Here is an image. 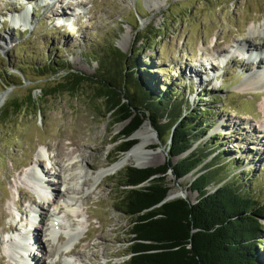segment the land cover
Listing matches in <instances>:
<instances>
[{
  "label": "rangeland",
  "instance_id": "374dc122",
  "mask_svg": "<svg viewBox=\"0 0 264 264\" xmlns=\"http://www.w3.org/2000/svg\"><path fill=\"white\" fill-rule=\"evenodd\" d=\"M55 2L44 6L43 0H18L14 4L12 0H0V19L5 15L0 39L6 40L0 41V75L16 83L7 88L0 78V96L5 95L0 106V257L6 264H23L7 250L10 243L5 239L30 228L34 215L30 201H38L48 210L28 173L39 153L52 158V169L41 158L38 160L44 168L41 170L47 173L46 179L53 182L56 178L52 172H61L58 162L67 164L65 158L74 151L86 158L77 165L98 170L119 161L126 154L119 149L126 143L133 141L134 147L141 141L138 137L121 136L127 123H114L115 115L107 114L93 86L83 87L76 95L41 97V90L53 79L48 80L49 77L55 75L52 81L59 82L63 69L118 79L117 92L122 99L126 95L138 96L139 77L146 79L159 95H175L180 104L178 116H185L190 109L195 120L207 122V131L194 126L200 130L195 135L199 141L191 151L198 148L208 153L216 149L211 159L217 156L224 166L217 178H237L249 195L264 205V139L258 133L264 128V88L248 92H241L240 88L253 71L264 69V0ZM33 4L37 7L25 26L8 22V10L20 12ZM59 8L72 13L63 25L53 17ZM251 29L257 32L253 37ZM245 42L249 51L262 49L259 61L246 62L235 57L238 43ZM198 64L212 67L214 76L205 71L201 79L195 77L191 65L197 68ZM126 72L131 75L129 80L123 78ZM205 93H209L206 98ZM29 96L36 103L32 108L3 119V111L12 100L22 105ZM215 97L222 100H210ZM139 109L148 115L144 106ZM145 123L153 136L143 153L153 162L148 168H158L168 162L171 141L167 132L159 136L149 116ZM252 136L253 140L249 138ZM178 160L173 158L172 164ZM128 167L135 168L126 164L91 192L78 191L70 199L65 196L66 188L54 186L68 203L59 213L60 229L63 224L66 230L78 226V236L88 237L70 249L79 254H70L65 260L72 264H128L133 218L119 204ZM162 177L170 192L183 190L190 203L197 201L198 193L190 190L194 180L191 174L178 182L170 172ZM78 183L88 184L83 180ZM45 229L39 236L43 241L50 238ZM60 235L65 237L64 233ZM45 246L46 251H51L48 242ZM33 250V258L40 264L50 263V255L45 256L42 246ZM259 252L264 264V246H259Z\"/></svg>",
  "mask_w": 264,
  "mask_h": 264
},
{
  "label": "trees",
  "instance_id": "16d2710c",
  "mask_svg": "<svg viewBox=\"0 0 264 264\" xmlns=\"http://www.w3.org/2000/svg\"><path fill=\"white\" fill-rule=\"evenodd\" d=\"M63 73L59 82L52 81L55 75L49 77L48 80L53 79L41 90V97L76 95L83 87L93 86L107 114L115 115L114 123H127L122 137L129 139L149 116L159 136L167 132L171 141L166 164L147 169L128 167L123 176L119 204L133 218L128 264H263L259 246H264V205L258 204L237 178H229L230 175L217 178L224 166L217 156L211 159L216 149L208 153L198 148L191 151L199 141L195 135L200 130L194 126L207 131V122L195 120L190 109L185 116H178L180 104L175 95L168 98L159 95L141 77L136 81L139 97L126 95L122 99L117 92L118 79L86 76L65 69ZM19 74L24 72L19 70ZM130 77L126 72L123 78ZM0 78L7 88L16 86L15 82L7 81L8 77L0 75ZM213 99L222 100L210 98ZM34 104L31 96L22 105L14 99L4 109L3 119L19 116ZM141 105L148 115L138 110ZM134 144L130 141L119 151L127 153ZM173 158H179L176 164H172ZM170 169L177 180L192 175L190 190L198 193L196 204L174 200L159 206L169 192L162 176Z\"/></svg>",
  "mask_w": 264,
  "mask_h": 264
},
{
  "label": "bare ground",
  "instance_id": "6f19581e",
  "mask_svg": "<svg viewBox=\"0 0 264 264\" xmlns=\"http://www.w3.org/2000/svg\"><path fill=\"white\" fill-rule=\"evenodd\" d=\"M52 4L55 2L54 0H51ZM57 2V1H56ZM55 2V4H56ZM59 3V2H58ZM61 3V2H60ZM63 4V3H62ZM59 7H62V5H59ZM55 15L53 17H56L57 19H60L61 24L63 25L66 20L70 17L71 13L69 11H64L63 9L59 8L55 11ZM69 12V13H66ZM5 17V16H4ZM29 11H24L20 14H17L13 19L9 20V23L16 25L17 27L25 26L24 23H27V20H29ZM3 24V23H2ZM28 29H26L27 31ZM257 32L255 29L250 30V35L253 37L256 35ZM1 42H6L4 39H0ZM6 44V43H5ZM248 44L245 42V45H242L238 43V55H235V57L240 58L243 61L251 62L254 59H261V55L263 53L261 48L258 49H251L253 50L252 54L249 55V50L247 48ZM236 49V51H237ZM248 49V50H247ZM226 51V50H225ZM224 51V52H225ZM230 59L227 57V60ZM255 60V61H256ZM212 68V67H211ZM210 68V70H211ZM194 70V76L199 78L202 77L203 74H205V71H210L204 66H198L192 67ZM211 76V73L206 74ZM207 77V76H205ZM201 79V78H199ZM205 79V78H204ZM241 92H248V91H255L260 88H264V69L255 70L251 74V76L246 77L242 83L240 84ZM5 99L4 96H0V106L2 105L3 101ZM263 128V127H262ZM251 133V132H250ZM261 134L262 139H264V128L262 131L258 132ZM133 136L135 139L141 138V141L139 144L135 145L130 151H128L119 161L111 164L107 167H102L98 170H93L89 166L86 165V167H82L77 165L78 162L86 161V158L82 156V153L76 154V151L74 153L76 154L73 158L71 155H68L65 159L67 161V164H63L65 162H58V165L60 166L61 172H52L53 176L56 178L52 182V180H47V173L40 170V161L38 159H42L46 162V165L49 169H52L51 164V156L47 154H38L37 161L33 162V165L31 168H29L28 173H31L32 176L30 177L33 181V185L36 187V191L38 192L40 198V201L43 202L44 205H46V210L44 207H42L41 203L38 201L31 200L30 202L34 205L33 209V217L30 222V228L26 230L25 233L15 232L12 238L5 239L7 243H10V245L7 247V250L11 252L13 255L16 254L19 259L22 260L24 264H40L37 260L33 258L34 252L36 248H42L46 252L45 256L47 254L50 255V263L49 264H72L71 261H66L64 257H68L70 254H79V251L73 252L70 249L76 245L79 246L82 244L84 240H86L88 237H80L78 236V226H73L74 228H70L66 230L65 225L63 224V227L60 229V222L61 219H59V213L60 211L66 209L67 206H65L66 203H61L60 199L64 195L60 194V191L57 192V190L54 188L56 184H59L61 187L66 188L65 196H68V199H70V196L74 195L73 193L81 191L83 192H91L94 188L98 186L105 178L108 176H111L115 174L116 172L120 171L126 164H130L132 166H135L137 168H148L150 166H153L152 160H149L144 156V150L149 145V143H152L151 138L153 136V132L149 129L147 123L143 124L141 129L136 131ZM251 140H253V136L249 137ZM256 138V137H255ZM51 147V146H49ZM142 152V153H141ZM146 153V152H145ZM72 157V158H71ZM44 158V159H43ZM80 158V159H79ZM47 162H49L47 164ZM42 164V163H41ZM38 165V166H37ZM51 165V166H50ZM41 169L42 166H40ZM42 171V173H41ZM63 175H62V174ZM35 174V176H34ZM26 177V173L24 174ZM79 180L87 181L86 183H81L79 186ZM56 181L58 183H56ZM55 182V183H54ZM18 191V190H17ZM20 193L23 194V191L19 190ZM18 192V193H19ZM57 192V193H55ZM19 193V194H20ZM185 195V194H184ZM181 196L179 192L172 191L169 193V197L172 199L179 198ZM75 202V201H74ZM68 204V203H67ZM75 205V204H74ZM64 207V208H63ZM51 210V212H50ZM67 212V211H66ZM74 213V212H73ZM53 218V219H52ZM56 220L58 222V225L54 224L53 220ZM44 228L47 233H49V239L46 241H43L41 237L40 231ZM17 229V228H16ZM76 229V230H75ZM62 231V232H61ZM46 233V234H47ZM61 233H64L65 235L68 234V236L63 237L60 235ZM59 234V235H58ZM14 239V241H12ZM15 240H19L18 245L15 243ZM77 242L75 243V241ZM4 241V240H3ZM14 242V245H13ZM48 242L49 245H51V251H46L45 243ZM30 243V244H29ZM28 244V245H27ZM31 245V246H30ZM68 246V247H67ZM33 250V252H31ZM66 252V253H65ZM103 255V253H101ZM65 255V256H64ZM38 258V256L36 257ZM81 261V260H80ZM0 264H6L4 261V257H0ZM76 264V263H75Z\"/></svg>",
  "mask_w": 264,
  "mask_h": 264
},
{
  "label": "water",
  "instance_id": "95a60500",
  "mask_svg": "<svg viewBox=\"0 0 264 264\" xmlns=\"http://www.w3.org/2000/svg\"><path fill=\"white\" fill-rule=\"evenodd\" d=\"M146 120V119H145ZM145 120L143 121V123H142V125L144 124V122H145ZM142 125L140 126V128L142 127ZM139 128V129H140ZM138 129V130H139ZM152 129V128H151ZM154 129V128H153ZM137 130V131H138ZM155 130V129H154ZM131 137H133V135L131 136ZM136 169H147V168H137V167H135ZM168 172H170V173H172V169H170V170H168L167 171V173ZM166 173V174H167ZM158 177V176H157ZM176 181L178 182V180L176 179ZM169 193H170V190H169V192H168V194H167V196H166V198L159 204V206L160 205H163V204H165V203H167V202H171V201H174V200H184V201H187L188 203H190L188 200H187V198L184 196V194H185V192L183 191V190H180V192H179V194L181 195V196H179V198H176V199H172V198H170L169 197ZM194 204H196V202L195 203H190V205H194Z\"/></svg>",
  "mask_w": 264,
  "mask_h": 264
}]
</instances>
